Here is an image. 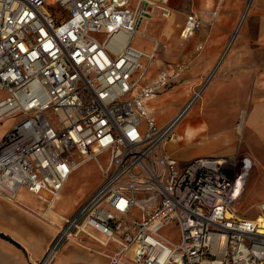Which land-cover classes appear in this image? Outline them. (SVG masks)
Instances as JSON below:
<instances>
[{
	"label": "built area",
	"instance_id": "2783aa9c",
	"mask_svg": "<svg viewBox=\"0 0 264 264\" xmlns=\"http://www.w3.org/2000/svg\"><path fill=\"white\" fill-rule=\"evenodd\" d=\"M171 1L0 0V124L14 120L0 143V197L20 205L27 191L44 202L43 220L62 221L38 264H51L69 242L86 241L115 245L111 264H264V202L255 218L240 212L253 159L199 157L181 170L165 150L181 140L179 127L216 72L167 124L148 109L190 67L177 62L141 86L160 44L152 39L147 54L134 39L149 38L141 27L153 18L172 17ZM201 26L188 15L181 37ZM246 115L242 110L239 133ZM89 160L98 163L101 184L71 215H57L70 175ZM137 193L155 197L144 205ZM170 226L179 228L178 242L162 233Z\"/></svg>",
	"mask_w": 264,
	"mask_h": 264
},
{
	"label": "crops",
	"instance_id": "0c3cea01",
	"mask_svg": "<svg viewBox=\"0 0 264 264\" xmlns=\"http://www.w3.org/2000/svg\"><path fill=\"white\" fill-rule=\"evenodd\" d=\"M221 1L222 3L219 6L206 8L217 9L214 11V14L212 11L208 14L195 11L194 4H191V0L171 1L173 12L174 9H191L188 15L195 13L202 20L200 30L194 34L195 41L200 42L197 45V50L203 51L207 46L209 52L213 53V56H200V58L195 60V65L190 73L189 70L192 67L191 61H177L188 63L190 66L189 70L167 87H174L182 83L183 77L188 73V76L191 77L193 75L202 77L209 70L211 71L218 61H221V57L226 45L231 39L233 30L239 23L243 11H246L244 9L246 8L248 0ZM241 21L239 32L234 38L229 53L219 65L217 78H214L215 80L213 79L212 84L210 83L211 88L208 86L210 91H212L209 105H203L200 109L203 112L200 114L198 112V116L194 118L193 122H189L182 132L181 126L188 117L184 120L179 127V134L181 135L179 142L185 137L191 139L192 135L189 129L203 122L205 124L203 131L206 132L207 138L200 142L191 143L201 144V146L197 149L195 157L189 160L184 167L199 157L229 156L232 153L239 157H251L254 161L255 169L252 170L248 179L242 201L243 204L254 193H264V0H253V4ZM157 41L160 45L145 78L147 81L148 77L147 85L157 80L160 71L167 70L172 72L173 65L177 63L164 64L163 68H155L153 70L155 60L160 56L162 49H165L164 44L160 40ZM199 79L194 80L200 81ZM195 81L185 80L182 83L183 85L192 86L189 90L188 99L191 96L193 88L196 86L191 82L196 83ZM167 87L163 88L160 92ZM157 95L147 101L148 109L154 120L155 108L152 105ZM207 107L211 110L210 115L213 117L212 120L207 117ZM244 109L247 110V115L242 132L239 133L237 124L241 111ZM174 115L168 118L163 125L169 122ZM8 122L10 120H6L0 124V143L13 126V123L8 124ZM233 126L234 130L232 129ZM212 127H218V130H212ZM224 129L227 131L219 134ZM213 133H218L215 141L209 138ZM202 143L204 144L202 145ZM168 144L166 150L174 158V151L183 146L191 145L179 146L177 145L178 142H176L173 147H168ZM212 146L220 149L223 154H212ZM172 150L173 152H171ZM178 165H180L179 161ZM250 178H252L251 181H249ZM89 196L85 195L82 198L75 199L69 206L60 208L59 211L57 210V213L65 216L71 215L78 208L79 204L83 203ZM19 199L21 204L16 205L0 197V264H38L56 235L57 225L60 227L62 224L61 219L55 215L51 216V220L56 224L55 226L48 224L40 217L42 210L45 209V204L35 195L27 191H21ZM263 202L264 197L253 205L255 206ZM90 246L95 247L99 252H91L89 250ZM117 251L118 248L115 245L102 247L90 241H86L84 244L69 242L51 264H111L110 257ZM124 264L132 263L128 261Z\"/></svg>",
	"mask_w": 264,
	"mask_h": 264
},
{
	"label": "rangeland",
	"instance_id": "374dc122",
	"mask_svg": "<svg viewBox=\"0 0 264 264\" xmlns=\"http://www.w3.org/2000/svg\"><path fill=\"white\" fill-rule=\"evenodd\" d=\"M182 1V0H181ZM249 1V0H248ZM246 3V8L247 4ZM222 3L221 0H191V4H194L195 11H201L206 14H208L210 11L213 12L217 9H206L210 7H216L219 6ZM200 8V9H197ZM246 8L244 10H246ZM191 9H174L173 15L170 19L164 20L160 17H155L151 20L150 25L148 27V30L145 31L146 34L149 36L143 37L141 35H137L134 39V46L143 50L146 53H150L153 50L154 42L152 39L160 40L164 46L165 49L163 48L160 56L155 60V63L153 65V70L155 68H163L164 64L169 65L173 62L177 61H191L192 62V67H190L189 73L193 70L195 60L200 58V56L207 55L213 56V53L209 52V48L206 46L203 51H198L197 50V41H195V36L191 37L188 40H184L181 37V28L183 27V24L185 22L186 16L190 12ZM211 12V13H212ZM245 11H243L240 21L237 24V26L240 24L242 16ZM213 16V15H212ZM235 27L233 30L231 39L229 43L226 45L225 50L228 48L230 45V42L233 39V35L236 32L238 27ZM143 28L141 27V30ZM236 42V41H235ZM143 64L147 63V58L143 57L142 61ZM202 64H207V63H202ZM221 64V61H218L216 66H214L210 72L215 71L216 76L215 79L218 76L219 72V65ZM204 71V69H203ZM207 72L205 75L202 77L198 75H193L188 76L186 74L182 80V83L185 80H197L199 79L200 81H195L196 83L191 82L194 85L199 84L210 72ZM139 73L136 74L135 77H137ZM195 79V80H194ZM214 79V80H215ZM213 80V81H214ZM148 81V77H147ZM146 79L142 81L141 86L147 85ZM179 83L175 85L174 87H167L165 90L160 92L157 97L154 98L153 102V107L155 108L154 110V115H155V120L157 121L158 125H163V123L170 118L172 115H174L178 110H180L184 103L188 99L189 95V90L191 89V85H186ZM212 84V83H211ZM211 84L209 87L211 88ZM207 88L205 91L203 98L199 100V102L194 106V108L191 110L190 114L188 115V119L183 123L181 126V131L183 132L184 128L186 127L189 122H193L194 118L198 116L199 114L202 113L201 107L203 105H209L210 100H211V93L210 88ZM182 100H181V99ZM208 109V107H207ZM211 110L208 109V114L207 117L209 119H213V117L210 115ZM14 120H10L8 124L13 123ZM17 121V120H16ZM220 121V120H219ZM218 121V123H219ZM142 122L145 126V120L142 118ZM217 123V124H218ZM167 124V123H165ZM164 124V125H165ZM204 123L202 122L200 125L191 127L189 130L190 134L192 135L191 139L189 137H185L181 142H178L177 145L182 146L186 144H191V143H196L200 142L203 139H206V132L203 131L204 128ZM231 128V127H229ZM234 130V126L232 127ZM212 130H218V127H212ZM225 130V129H224ZM219 134L225 133L227 130H225ZM218 136V133H213L209 136L210 140L212 139L215 141V138ZM204 143H202L203 145ZM215 145V144H213ZM174 143H169L168 147H173ZM201 146V144H191V145H186L181 148H178L176 151L173 152V155L175 158L179 161V166L180 169L185 168V164L191 160L192 158L195 157L197 154V149ZM212 154L214 155H221L222 151L218 149L215 146H212ZM166 150V149H165ZM234 155V153H232ZM110 155L109 154H104L99 156V161L101 165L105 168L108 165ZM81 158L79 156L76 157L75 161H73L71 164L76 163V161H80ZM255 169V166L253 167ZM252 178H250L249 181H251ZM102 182V173L101 169L96 162V160H89L84 162L82 165H80L78 168H76L72 174L70 175L62 193H61V198L57 203L56 211L60 210V208H64L69 206L75 199H79L84 197L85 195H91L93 191L101 184ZM155 197L154 194L152 193H137L135 198L137 201L144 205H149V198ZM264 197V193H254L250 199L245 201L240 208V212L242 214H245L248 218H255L257 213H258V205H253L255 202L261 200ZM80 205V204H79ZM77 208V207H76ZM57 215L60 216V214L56 213ZM54 216V215H53ZM59 226L57 225L56 228ZM165 236L171 238L173 241L178 242L179 241V228L176 226H170L166 229L163 230L162 232Z\"/></svg>",
	"mask_w": 264,
	"mask_h": 264
},
{
	"label": "bare ground",
	"instance_id": "6f19581e",
	"mask_svg": "<svg viewBox=\"0 0 264 264\" xmlns=\"http://www.w3.org/2000/svg\"><path fill=\"white\" fill-rule=\"evenodd\" d=\"M252 4H253V0H250V2H249V6L252 5ZM248 10H249V9L247 8L246 11H245L244 16H243V18H242V20L244 19V17H245V15H246V13H247ZM241 23H242V21H241ZM241 23L239 24V26H238L236 32L234 33V35H233V39H232V41L230 42V45H229L228 48L224 51V53H223V55H222V57H221V61H223L224 58H225V56L229 53L230 48H231V45H232V43H233V41H234V38L236 37V35H237L238 32H239V29H240ZM149 25H150V23H149V24H144L143 31H147ZM83 163H84V162L80 163V165H82ZM77 168H78V167H77Z\"/></svg>",
	"mask_w": 264,
	"mask_h": 264
}]
</instances>
